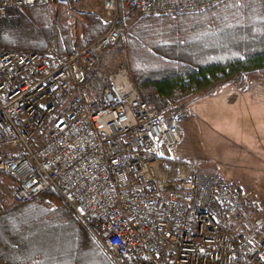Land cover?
<instances>
[{"label": "built area", "instance_id": "2783aa9c", "mask_svg": "<svg viewBox=\"0 0 264 264\" xmlns=\"http://www.w3.org/2000/svg\"><path fill=\"white\" fill-rule=\"evenodd\" d=\"M120 1L153 17L225 0H102L109 28L85 48L0 47V215L52 191L113 264H264V215L226 220L215 193L222 176L166 154L183 116L142 102L123 65L101 64L121 37ZM49 3L0 0V18Z\"/></svg>", "mask_w": 264, "mask_h": 264}, {"label": "trees", "instance_id": "16d2710c", "mask_svg": "<svg viewBox=\"0 0 264 264\" xmlns=\"http://www.w3.org/2000/svg\"><path fill=\"white\" fill-rule=\"evenodd\" d=\"M9 8L0 18V47L42 51L54 40L56 53L85 48L109 28L102 12L81 14L72 31L66 1ZM122 35L108 48L123 51L140 100L164 113L178 98L237 76L264 79L263 0H225L204 11L139 18L118 2ZM221 185V184H220ZM225 219L230 208L217 198ZM128 256L127 262L133 260ZM0 264H113L57 193L48 191L0 215Z\"/></svg>", "mask_w": 264, "mask_h": 264}, {"label": "rangeland", "instance_id": "374dc122", "mask_svg": "<svg viewBox=\"0 0 264 264\" xmlns=\"http://www.w3.org/2000/svg\"><path fill=\"white\" fill-rule=\"evenodd\" d=\"M58 5L54 0L53 7ZM97 11L102 12V0L67 5L72 31L83 27L82 13ZM139 18L148 17L132 13L125 27ZM101 64L127 69L124 52L114 49L105 52ZM163 114L183 116L177 122L181 141L166 154L193 164L197 173L222 176L215 193L230 208L229 219L264 215V82L234 76L184 98L177 94Z\"/></svg>", "mask_w": 264, "mask_h": 264}, {"label": "crops", "instance_id": "0c3cea01", "mask_svg": "<svg viewBox=\"0 0 264 264\" xmlns=\"http://www.w3.org/2000/svg\"><path fill=\"white\" fill-rule=\"evenodd\" d=\"M246 79H247V80H251V81L253 80V81H257V82H258V81H259V82H264V79H261V78H246ZM246 79H245V80H246Z\"/></svg>", "mask_w": 264, "mask_h": 264}]
</instances>
